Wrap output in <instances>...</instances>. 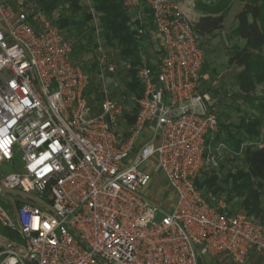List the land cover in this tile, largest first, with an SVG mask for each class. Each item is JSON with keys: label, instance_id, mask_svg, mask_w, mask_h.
I'll use <instances>...</instances> for the list:
<instances>
[{"label": "built area", "instance_id": "built-area-1", "mask_svg": "<svg viewBox=\"0 0 264 264\" xmlns=\"http://www.w3.org/2000/svg\"><path fill=\"white\" fill-rule=\"evenodd\" d=\"M123 6L154 47L153 63L138 69L143 93L130 126L112 97L119 67L95 17L96 58L86 67L57 10L0 0V167L16 170L0 172V225L21 240L0 250V264H200L203 256L243 264L251 252L264 256V225L230 215L196 185L226 147L202 91L201 36L180 0ZM152 159L176 197L171 213L144 193Z\"/></svg>", "mask_w": 264, "mask_h": 264}, {"label": "rangeland", "instance_id": "rangeland-1", "mask_svg": "<svg viewBox=\"0 0 264 264\" xmlns=\"http://www.w3.org/2000/svg\"><path fill=\"white\" fill-rule=\"evenodd\" d=\"M36 8H41L38 0H28ZM221 0H180L181 8L186 7L192 13H205L204 9L208 6L217 5ZM244 2L235 0L229 4L224 11L225 23L222 31L201 37L200 44L205 55V66L203 70L202 91L212 98L210 110L216 115L219 123L218 143L222 142L226 146L220 152L219 166L215 169L206 170L198 180V187L203 192L205 198L214 196L227 204V211L230 215L244 213L247 215L251 209L248 199L249 192L238 193L234 190L237 183H245L247 168L244 162V151L246 147H255L264 141V110L261 104L264 103V84L259 85L256 91L246 96L238 86V75L242 68L236 65H229L228 61L234 47L243 48L245 41L240 39L235 30L238 26L237 15L243 10ZM82 11L74 14L69 10V6L60 5L55 10L59 13V22L70 23L64 30L66 36L72 40L77 48L74 54L75 61L85 64L86 67H94L95 49L94 46V27L91 21L84 22L86 14L95 17L102 27V40L104 51L116 62L119 71L116 76L111 77L112 97L124 107L123 114H133L137 108V99L140 90L132 91L127 84L137 78L138 69L146 59H154L153 43L144 37L139 39V47L136 54L132 57H124L122 48L117 40L112 36L106 35L102 22L103 15L93 9L92 0H81ZM54 10V11H55ZM78 23L79 25H75ZM85 46V47H84ZM84 47V48H82ZM128 65L124 66L123 63ZM138 62V63H137ZM255 64L259 68H264V48L256 51ZM94 72V68L92 69ZM130 70H137L136 76L130 74ZM94 79V76H93ZM96 102L99 96L95 94ZM258 122V126L256 123ZM254 126L251 130L257 137H250L246 130L247 126ZM125 130V125H121ZM126 138V134L124 135ZM239 150H237V146ZM216 144L212 143V148ZM134 155L131 156L133 158ZM143 170L152 174L153 184L146 190L145 195L151 198L159 208L165 213H171L176 205V197L164 184L158 173L155 159L148 161L143 166ZM0 172L6 174L16 172L8 165L0 167ZM214 182L211 183V181ZM251 184L256 185L254 191L259 194L262 214L254 217L256 221L264 225V186L259 185L258 181L251 180ZM211 183V184H210ZM260 189V190H259ZM21 240L18 237L10 238L6 235L0 225V250H10L19 247Z\"/></svg>", "mask_w": 264, "mask_h": 264}, {"label": "trees", "instance_id": "trees-1", "mask_svg": "<svg viewBox=\"0 0 264 264\" xmlns=\"http://www.w3.org/2000/svg\"><path fill=\"white\" fill-rule=\"evenodd\" d=\"M233 1L235 0H221L217 5L206 7L204 15L198 21L192 23L194 32L201 37H205L222 31L225 23L224 11ZM239 1L245 4L243 10L237 15L238 26L235 32L240 39L245 41V46L243 48H233L228 64L242 68L238 75V86L244 95L249 96L256 91L259 85L264 84V68L257 70L258 65L255 64L256 51L264 48V0ZM92 2L93 9L103 15L102 22L106 35L112 36L117 40L118 45L122 48L124 57L130 58L134 56L139 47L140 37H138L137 31L133 29V25L138 26L139 23L138 21H133V15L129 14L128 10L123 6V0H92ZM38 3L41 9L48 14L52 13L60 5L69 6V10L74 14L82 11L81 0H38ZM84 18L85 23L92 20L91 14H86ZM57 24L63 30L70 23L61 21ZM75 25L79 24L75 23ZM76 52L77 48L75 46L74 54ZM136 71L130 70V74L134 77L136 76ZM127 86L132 91L140 90L138 97H141L143 87L138 77L128 83ZM261 107L264 110V103L261 104ZM136 112L137 108L132 115H124L127 125L130 126L135 122ZM254 126H258V122ZM254 126L250 125L246 128L250 137L258 136V132L254 133L251 130ZM239 146L240 144L237 146V150H239ZM244 162L247 168L246 175H244L246 182L235 184L234 190L238 193L249 192L248 199L252 198V200L251 203L248 200L245 201V204H251V209L248 210L247 215L258 217L262 214L259 194H256V190L254 191L256 185L251 184L250 181L256 180L260 187L264 186V141L255 147H246ZM196 185L198 186V180ZM3 230L10 238L18 237L15 233L6 229Z\"/></svg>", "mask_w": 264, "mask_h": 264}, {"label": "crops", "instance_id": "crops-1", "mask_svg": "<svg viewBox=\"0 0 264 264\" xmlns=\"http://www.w3.org/2000/svg\"><path fill=\"white\" fill-rule=\"evenodd\" d=\"M182 10H183V13H185L189 17V19L191 20L192 23L198 21L204 15L203 13L202 14L197 13V12L192 13L191 10L186 8V7H182ZM153 52H154V48H153ZM153 60L154 59H149L148 61H149V63H153ZM152 135H153V130L151 128H149L145 132L144 137L146 138V137H150ZM200 264H237V263L233 262L227 256H220V257H215V258L210 257V256H203L200 259ZM243 264H264V256H262L261 254H258L256 252H251L247 257L246 262Z\"/></svg>", "mask_w": 264, "mask_h": 264}, {"label": "snow or ice", "instance_id": "snow-or-ice-1", "mask_svg": "<svg viewBox=\"0 0 264 264\" xmlns=\"http://www.w3.org/2000/svg\"><path fill=\"white\" fill-rule=\"evenodd\" d=\"M37 225L39 226V221L37 220Z\"/></svg>", "mask_w": 264, "mask_h": 264}]
</instances>
